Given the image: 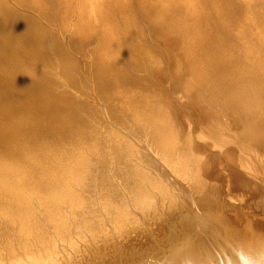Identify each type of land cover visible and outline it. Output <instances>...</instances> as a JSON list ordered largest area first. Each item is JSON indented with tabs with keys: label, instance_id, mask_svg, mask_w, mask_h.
Wrapping results in <instances>:
<instances>
[{
	"label": "bare ground",
	"instance_id": "1",
	"mask_svg": "<svg viewBox=\"0 0 264 264\" xmlns=\"http://www.w3.org/2000/svg\"><path fill=\"white\" fill-rule=\"evenodd\" d=\"M86 250L264 264V0H0V264Z\"/></svg>",
	"mask_w": 264,
	"mask_h": 264
},
{
	"label": "rangeland",
	"instance_id": "2",
	"mask_svg": "<svg viewBox=\"0 0 264 264\" xmlns=\"http://www.w3.org/2000/svg\"><path fill=\"white\" fill-rule=\"evenodd\" d=\"M237 187H238V186H237ZM239 187H241V186H239ZM239 187H238V188H239ZM231 188H232V187H231ZM242 188H243V187H242ZM242 188H240V190H241ZM236 189H237L236 187H233V190L230 189L229 191H230V193H231L232 191H235ZM243 189H244V188H243ZM240 190L238 189V191H240ZM248 191H249V190H248ZM251 191H253V190H251ZM251 191H249L250 194H251ZM253 192H254V191H253ZM253 192H252V194H253ZM252 194H251V195H252ZM164 227H165V226H164ZM159 231H160V229H159ZM161 231H162V230H161ZM145 237H146V236H144V237H139V239H141V238H142V239H143V238L145 239V240H144V244H143V241L141 242L142 239L139 240L141 243L138 241V239H135V242H138V244L135 243V242H133V243H134L135 245H137V246H139V244H140V247H141V248H142V247L144 248V246H145V244H146L147 242H151V238H150V240L148 239V241H147V238H148V237H146V238H145ZM129 246H131V244H130ZM87 250H88V249H87ZM87 250H86V251H87ZM86 251H85V256H84V254H83L84 259H82V260L84 261V260L86 259L83 263L90 264V263L94 262V260L98 261V260L101 258V257H99L100 255L97 254V256L99 257V259H98V257H97L96 255H95V256H96L97 259L94 258L95 256L92 257V255H90L89 258L92 257L93 260H92V259H89V258L87 257V254H88L89 251H87V252H86ZM86 253H87V254H86ZM89 254H90V253H89ZM95 254H96V253H95ZM83 256H82V258H83ZM108 256H110V255H107V257H108ZM87 259H88L89 261H88ZM91 260H92V262H91ZM101 260H102V259H101ZM101 260H100V261H101ZM100 261H99V262H100ZM83 263H82V264H83ZM75 264H76V263H75Z\"/></svg>",
	"mask_w": 264,
	"mask_h": 264
}]
</instances>
